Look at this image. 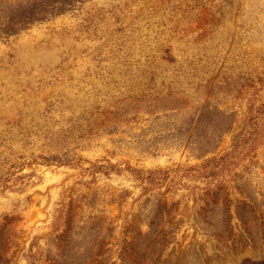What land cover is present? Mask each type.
Returning <instances> with one entry per match:
<instances>
[{"label": "rangeland", "instance_id": "obj_1", "mask_svg": "<svg viewBox=\"0 0 264 264\" xmlns=\"http://www.w3.org/2000/svg\"><path fill=\"white\" fill-rule=\"evenodd\" d=\"M25 1L0 0V264H264V0L1 33Z\"/></svg>", "mask_w": 264, "mask_h": 264}, {"label": "trees", "instance_id": "obj_2", "mask_svg": "<svg viewBox=\"0 0 264 264\" xmlns=\"http://www.w3.org/2000/svg\"><path fill=\"white\" fill-rule=\"evenodd\" d=\"M74 1L75 0H61V2L58 0H26L16 13L8 17L5 28L1 29V33L5 35L18 33L35 21L44 20L50 15L63 12L70 8ZM231 157L232 155L230 153H225L217 157L207 158L201 165L192 169L200 173H205L209 170L211 171L212 168L217 165L221 164L225 166L229 163ZM157 172H160V170L150 172L148 179L150 183L159 182L160 178Z\"/></svg>", "mask_w": 264, "mask_h": 264}]
</instances>
